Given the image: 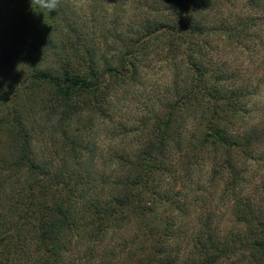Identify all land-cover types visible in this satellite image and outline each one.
I'll list each match as a JSON object with an SVG mask.
<instances>
[{
    "label": "trees",
    "instance_id": "1",
    "mask_svg": "<svg viewBox=\"0 0 264 264\" xmlns=\"http://www.w3.org/2000/svg\"><path fill=\"white\" fill-rule=\"evenodd\" d=\"M79 1L0 0V264H264V0Z\"/></svg>",
    "mask_w": 264,
    "mask_h": 264
},
{
    "label": "rangeland",
    "instance_id": "2",
    "mask_svg": "<svg viewBox=\"0 0 264 264\" xmlns=\"http://www.w3.org/2000/svg\"><path fill=\"white\" fill-rule=\"evenodd\" d=\"M74 2L80 3L79 0H74ZM245 12L247 13L249 11H247L245 8L244 0H235V13L241 15V14H244ZM154 56L155 55L151 57V60H154ZM240 57H243V55ZM245 60H246L245 58L243 59L240 58L239 63L241 64ZM147 67L148 68L143 72L144 74L142 76L143 79H142L141 84L135 86L132 89V91H130L129 96L128 94L126 95L128 103L127 105H125L126 107L124 108V111L122 112V114L124 115V118L125 117L135 118L136 116L135 114L138 112L143 113L144 110H147L149 108H157L156 101L160 99V96H162L165 89L169 88L170 87L169 85H171L173 77L170 71L167 69V64L157 63V61H153V63H151V61H149L147 63ZM141 113H139V115ZM109 138L107 137V131L105 130L102 133H99L97 135L96 142L98 144H101L102 148L94 152L91 151L95 156H97V159H99V157H102V156L106 157L109 155L108 147L104 146V144H107L108 146L110 145ZM136 138L137 136L129 137L131 141L136 140ZM91 152H86L85 158L87 157L89 158L90 156H92ZM225 218L227 220L230 219L229 212H227V217Z\"/></svg>",
    "mask_w": 264,
    "mask_h": 264
},
{
    "label": "clouds",
    "instance_id": "3",
    "mask_svg": "<svg viewBox=\"0 0 264 264\" xmlns=\"http://www.w3.org/2000/svg\"><path fill=\"white\" fill-rule=\"evenodd\" d=\"M61 0H31L32 11L37 14H55L60 6Z\"/></svg>",
    "mask_w": 264,
    "mask_h": 264
}]
</instances>
